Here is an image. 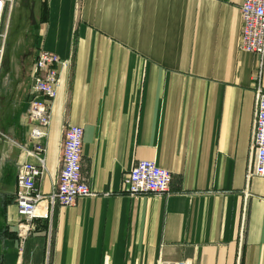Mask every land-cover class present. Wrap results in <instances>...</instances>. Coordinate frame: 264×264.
<instances>
[{"label":"crops","instance_id":"obj_1","mask_svg":"<svg viewBox=\"0 0 264 264\" xmlns=\"http://www.w3.org/2000/svg\"><path fill=\"white\" fill-rule=\"evenodd\" d=\"M43 1L38 49L71 65L60 70L38 189L57 183L74 125L95 195L72 207L42 202L19 236L17 169L36 162L19 147L35 55L0 91V209L16 232L2 264H264V178L247 182L264 59L239 50L243 0ZM140 160L172 174L169 195L127 193Z\"/></svg>","mask_w":264,"mask_h":264},{"label":"built area","instance_id":"obj_2","mask_svg":"<svg viewBox=\"0 0 264 264\" xmlns=\"http://www.w3.org/2000/svg\"><path fill=\"white\" fill-rule=\"evenodd\" d=\"M15 0H0V71L5 54V44L10 29V18ZM241 39L239 50L256 54L264 59V0H243L241 8ZM71 65L55 53L38 49L31 70L29 108L26 120L30 126L27 143L20 145L27 158L17 169L15 204L21 217L19 236L25 239L31 223L36 219L42 202L51 206L59 204L72 207L79 198L95 193L82 178L83 129L69 125L64 130L61 168L57 183L50 194L45 195L38 184L47 173L45 139L51 124L52 101L61 84L60 70ZM262 65L256 77V108L253 125L250 162L247 182L254 177L264 178V87ZM172 174L150 160H140L125 176L126 191L130 196L142 194L169 195ZM248 190L246 196H248ZM157 264H191L188 260L170 262L160 259Z\"/></svg>","mask_w":264,"mask_h":264},{"label":"rangeland","instance_id":"obj_3","mask_svg":"<svg viewBox=\"0 0 264 264\" xmlns=\"http://www.w3.org/2000/svg\"><path fill=\"white\" fill-rule=\"evenodd\" d=\"M40 0H15L10 18V29L5 44V54L0 71V91L4 85L14 84L15 81L28 74L30 66L38 50L39 24L41 23ZM41 2H44L41 0ZM43 4V3H42ZM44 10V9H43ZM46 12V11H43ZM44 17V15H43ZM10 48V51L8 50ZM8 56V57H7ZM6 103L11 104L10 97H5ZM7 115L14 112L8 109ZM6 222L0 209V264L4 249V232ZM8 254V250L4 249Z\"/></svg>","mask_w":264,"mask_h":264},{"label":"trees","instance_id":"obj_4","mask_svg":"<svg viewBox=\"0 0 264 264\" xmlns=\"http://www.w3.org/2000/svg\"><path fill=\"white\" fill-rule=\"evenodd\" d=\"M43 4H45V2H43ZM8 50L10 51V48ZM3 60H4V58H3ZM2 63H3V61H2ZM1 68H2V65H1ZM14 200H15V198H14ZM15 236H16V232H9L8 230H5V232H4V237L7 238V239H8V237H15Z\"/></svg>","mask_w":264,"mask_h":264}]
</instances>
